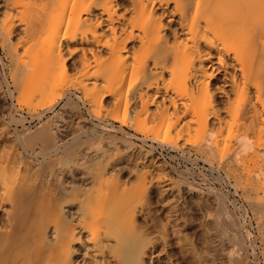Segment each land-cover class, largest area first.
<instances>
[{"label": "bare ground", "instance_id": "obj_1", "mask_svg": "<svg viewBox=\"0 0 264 264\" xmlns=\"http://www.w3.org/2000/svg\"><path fill=\"white\" fill-rule=\"evenodd\" d=\"M0 43L13 68V89L0 82V99L25 97L39 122L27 133L13 128L26 119L14 117L15 105L0 117V264H157L166 252L169 264L249 263L237 217L226 224L228 244L214 232L218 243L210 242L208 255L206 224L214 215L205 210L212 217L201 225L204 247H195L180 225L191 207L183 212V202L197 195L198 209L212 208L215 196L175 178L158 148L131 141L173 151L193 146L212 166L217 158L225 163L235 137L226 170L236 176L239 162H257L264 0H0ZM221 214L219 221L227 219ZM174 244L177 253L166 251Z\"/></svg>", "mask_w": 264, "mask_h": 264}, {"label": "rangeland", "instance_id": "obj_2", "mask_svg": "<svg viewBox=\"0 0 264 264\" xmlns=\"http://www.w3.org/2000/svg\"><path fill=\"white\" fill-rule=\"evenodd\" d=\"M1 44V43H0ZM5 48V47H4ZM10 57V55L8 54V52L6 51V49H3V47H2V45H0V82H1V85L3 86V89L5 90V91H7V90H9V89H6V86L8 85V87H10L11 85V76L9 77V74L10 73H12V62H10V61H12V60H8V59H11V58H9ZM9 64V65H8ZM4 65V66H3ZM11 65V66H10ZM10 67V68H9ZM2 69H3V71H2ZM10 69V70H9ZM9 71H11L10 73H9ZM4 75V76H3ZM7 77H6V76ZM2 76L4 77V78H2ZM5 77H6V79H5ZM3 79L5 80L4 82L5 83H7V84H5L4 82H3ZM6 81H8V82H6ZM6 85V86H5ZM7 87V88H8ZM10 88H12V87H10ZM13 89V88H12ZM18 92H16V94H17ZM19 94V93H18ZM18 96V95H17ZM6 97V98H5ZM3 99H0V117L2 116V118H3V116L4 115H7V113H8V111H9V109L10 108H12L11 106H13V105H15V108L16 107H18L17 109H15L14 107L12 108V109H10V110H13V113H14V117H16V118H18L19 119V117L21 118V116L22 117H26V119H24L23 118V120H22V118H21V120L22 121H24L23 123H24V125H26L27 126V128H28V131H24L23 129H22V127L21 126H23L22 124H21V122H20V124L18 123L17 125L16 124H13L12 125V127L14 128V127H16V128H18V131H22V132H30V131H33L32 129H35L34 127H35V125H37L39 122L37 121V120H33L28 114H27V107H25L26 106V104H22V101L24 100V99H26L25 97H21V98H18V97H16L17 99H12V98H9V95H6ZM5 99H6V101L7 102H5ZM20 99V100H19ZM18 100H19V102H18ZM22 100V101H21ZM78 100V99H77ZM258 100V99H257ZM256 100V102L257 103H259V104H256V107H258L259 106V109L261 108V106H260V102H261V104H262V101H263V103H264V100H262V101H260L259 100V102ZM13 102V103H12ZM16 102V103H15ZM82 101H79L78 102V104H79V106L81 107V109H84L85 110V108H84V105H82L83 103H81ZM5 103V104H4ZM10 103V104H9ZM1 105L3 106V107H1ZM6 105V106H5ZM9 105V106H8ZM82 105V106H81ZM258 105V106H257ZM264 105V104H263ZM263 108H264V106H262ZM3 108V109H2ZM72 108V107H71ZM263 108L262 109H260V111H261V114L263 115V113L264 112H262V110H263ZM258 109V108H257ZM23 110V111H22ZM83 110V111H84ZM68 111H71V109L70 110H68ZM259 111V112H260ZM258 112V111H257ZM258 112V115L260 114ZM260 114V115H261ZM21 115V116H20ZM261 118V117H260ZM262 118H263V120H264V117L262 116ZM30 119V120H29ZM25 120H28V121H25ZM90 123H92V120H90ZM116 127H118V124H114ZM29 127H30V129H29ZM37 127V126H36ZM21 128V129H20ZM238 128H240V124H239V127ZM20 129V130H19ZM233 129H236V128H233ZM130 129L128 128L127 129V131L129 132V133H132V134H134L135 132H134V130H130ZM237 130V129H236ZM100 131V130H99ZM229 131V130H228ZM227 130L225 131V132H228ZM235 131V130H234ZM234 131H230V133H232V132H234ZM224 132V133H225ZM236 133H237V131H235ZM224 133H223V135H224ZM229 134V133H228ZM228 134H226L225 136L227 137L228 136ZM264 134V133H263ZM262 134V135H263ZM232 136L234 135V134H231ZM259 135V134H258ZM257 135V136H258ZM262 135H259L258 137H262V138H259L260 140L261 139H264V135L262 136ZM118 136H122V135H118ZM221 137V136H220ZM223 137V136H222ZM221 137V140L224 138H222ZM226 137H225V139H226ZM231 138V137H230ZM234 138V139H233ZM232 138V140H233V142H232V140L230 139V143H231V148L233 147V144H234V140H235V137H233ZM257 138V137H256ZM258 139V140H259ZM229 139L227 138L226 139V142L228 141ZM257 139H255L254 140V144H255V141H256ZM258 140L256 141L257 143H258ZM259 140V141H260ZM131 141V140H130ZM224 143H225V141H224V139L222 140ZM131 142H133V145H135V147H138V145L140 146H142L143 147V149H145V150H150V151H156V149H157V154L159 155V157L161 158V160L163 161V163L168 167V169H170L171 171H172V174L174 175V177L175 178H177L181 183H183L184 185H188V186H194L195 187V193L197 192L198 193V191H199V194L200 193H202L201 191L203 190V192L204 191H206L207 193H206V195H208V191L210 192V194H209V197L211 196L212 198L215 196V198L217 197V199H215V198H211L212 200H215V202H216V204H212V208L211 207H209V206H207V204L205 205L206 206V208H205V206L204 207H201V208H203V209H201L200 207H199V209H198V207H196V204H197V202H195V200H197V195H194L193 196V198L194 197H196V198H194V199H191V198H188L186 201H184L183 202V205H182V207H184V208H182L183 209V212H185L186 211V208H187V210H188V208L190 207V205H191V207H190V209L188 210V212L186 211L185 212V218L187 217V219L189 220H187V219H185V221L184 222H181L180 223V225L181 226H183V225H185V226H183V229H182V231L184 232H186L187 233V231H188V235L189 236H191V237H189L190 239H192V242H196L195 243V247H197L198 249H200V248H203L204 246L206 247L207 245V247H208V252H209V250L212 248L213 250H214V248H215V246H214V244L213 243H215L216 241H214V240H216V238L213 240V238L214 237H212V235L213 236H215V235H218L219 234V236H220V238H222L223 239V241L224 242H226V244H228L227 243V241H229V238H230V236L233 234H231V233H227V232H232L231 231V229H230V231H229V227H226L227 225V223L229 224V225H231L232 223H233V221H234V219H236L235 217H237L238 219H236V221H237V223H235L236 225H237V227H236V229H238V230H235V232L237 233V236H236V239H237V237L238 238H242L243 237V239H241L240 238V240H239V242H238V244L239 245H241V249H242V247L244 248L242 251L244 252V251H246V252H248V253H246L247 254V261L249 262L248 264H264V258H262V257H264V229H263V227H264V214L261 212H257L256 210H258L259 208L260 209H263L262 211L264 212V205L262 206L261 204L264 202V192H262V190H259V187H260V185H261V183H260V181L261 180H263L264 179V175H263V167H264V165H263V167H262V165H261V163L263 162H261V161H259V160H262L261 158H260V156H261V154H264V141H260V145H262V146H260L259 145V143H258V145H256L254 148H255V150H254V154H255V152H256V154L255 155H258V158L254 155V154H251L252 156V158L253 157H256V159H257V162L259 163V165L261 166V168H263L262 169V171L260 172V166H259V168H258V166L257 167H255L254 165H252V166H248V162L250 161V159L248 160H246L245 162H244V168H246V169H244L243 167H242V165L243 164H241L242 162H239L238 163V166H237V172L238 173H236L235 175L236 176H234V175H232V173L230 172V171H227V170H229V169H227L226 170V168L225 167H228V164H230V161L232 160V149L230 148V146L228 147V149L229 150H231V152H229V150L228 151H226V153H225V155H226V157L224 156V160H225V163H224V161H220L219 160V158H217L216 160H218V162H219V164H218V162L215 160V162H214V164L211 166L208 162H206V160L204 161V159L206 158V156L205 155H203L200 151H198V149L196 148V150H195V147H193V146H190V147H187L184 151H173V150H171V149H169V148H165V149H161L160 147H158V145L157 144H155V148L152 146V142H149L148 144H149V146H148V144L146 145H144L138 138L136 139V138H133L132 139V141ZM228 142V143H229ZM135 143V144H134ZM151 143V144H150ZM227 143V144H228ZM228 145H230V144H228ZM21 146V147H20ZM39 146V143H38V145H37V143H36V145L33 147V146H31L32 147V149L33 148H37V147ZM260 146V147H259ZM19 151H23V153H26V152H32V150L30 151V147H27V149H25L24 147V149H25V151H24V149H22V145L21 144H19ZM153 148V150H152V148ZM22 149V150H21ZM263 149V150H262ZM161 150V151H160ZM186 150L188 151L187 153H185L186 152ZM261 150V151H260ZM10 151H11V149H10ZM195 151V152H194ZM160 152V153H159ZM181 152H184V153H181ZM191 152V153H190ZM227 152H228V156H227ZM259 152H260V154H259ZM197 153V154H196ZM200 153V154H199ZM173 157H172V156ZM264 155H262L261 157H263ZM176 157V158H175ZM205 157V158H204ZM185 158V159H184ZM199 158H204V159H199ZM251 158V159H252ZM260 158V159H259ZM230 161H229V160ZM188 160V161H187ZM167 161V162H166ZM197 161V162H196ZM255 161V163L256 164H258L257 162H256V160H254ZM253 161V162H254ZM252 160H251V163L249 162V165H251L252 163ZM228 163V164H227ZM201 165H202V167H201ZM222 165H224V166H222ZM241 165V166H240ZM249 167V169H251L250 167H255V168H257V169H254V171L252 172V169H251V171L250 170H248L247 168ZM188 167V168H187ZM205 167V168H204ZM243 168V171L245 170V172H243L242 171V168ZM207 168V169H206ZM224 168V169H223ZM238 168H239V170H238ZM188 169V170H187ZM259 169V170H258ZM201 170H202V174H204V175H202L201 174ZM218 171H219V173H218ZM251 172V174L250 173H248V172ZM184 172V173H183ZM226 172H228V173H226ZM242 172V173H241ZM257 172V173H256ZM258 172H260V173H258ZM177 173V174H176ZM241 173V174H240ZM243 173H245V174H243ZM253 173H254V175H253ZM249 175V176H248ZM252 175V176H251ZM256 175V176H255ZM258 175H261V176H258ZM183 176V177H182ZM228 176V177H227ZM236 177V178H234V177ZM238 176V177H237ZM240 176V177H239ZM243 178H242V177ZM248 178H247V177ZM250 176L253 178V176H255L252 180H253V183L249 180L250 179ZM245 177L248 179H246L245 180ZM257 177H258V179H257ZM259 177H261V178H263V179H261V178H259ZM192 179V180H191ZM235 179H236V182H235ZM244 179V180H243ZM256 179V181L257 180H260L259 182L257 181H255V183L257 184V185H255V183H254V180ZM230 180V181H229ZM237 180H239V184H238V181ZM241 181V182H240ZM245 181H248V182H245ZM264 181V180H263ZM234 183H236L235 185H233ZM244 183H245V185H244ZM259 183H260V185H259ZM250 184V185H249ZM232 185V186H231ZM239 185H241V186H239ZM262 185L264 186V183L262 182ZM191 186V187H192ZM263 186H262V188H263ZM211 187V188H210ZM239 187V188H238ZM241 187V188H240ZM251 187V188H250ZM256 190H255V189ZM194 189V188H193ZM198 189V190H197ZM201 189V190H200ZM260 189H261V187H260ZM214 190V191H213ZM250 190H252V191H250ZM222 191V192H221ZM264 191V190H263ZM233 192V193H232ZM194 193V194H195ZM196 193V194H197ZM258 193V194H257ZM203 194H205V192L203 193ZM213 194V195H212ZM215 194V195H214ZM227 196V197H226ZM251 196V197H250ZM245 198V199H244ZM263 198V199H262ZM189 199H191V200H189ZM221 199V200H220ZM223 199V200H222ZM259 199V200H258ZM142 201V200H141ZM140 201V202H141ZM225 203H224V202ZM263 201V202H262ZM140 202L138 201V202H136V205H140ZM185 202H187V203H185ZM189 202V203H188ZM193 202H195L194 204H193ZM232 202V203H231ZM235 202V203H234ZM138 203V204H137ZM184 203H185V205H184ZM192 203V204H191ZM221 203V204H220ZM255 203V204H254ZM257 203V204H256ZM186 204H188V206H186ZM219 204V205H218ZM224 204H226L230 209H229V211H231L230 213L232 214V216H229V215H231L230 213H229V211H226L225 209H227V207L224 209ZM259 204H260V206L262 207H260L259 206ZM264 204V203H263ZM193 205V206H192ZM208 205H211V204H208ZM222 205V206H221ZM252 205V206H251ZM253 205H255V207H256V205H257V207H256V210H254V211H256L257 212V214H258V216H260V214H263V215H261L260 217H258L254 212H253V209L255 208ZM215 208H214V207ZM250 206V207H249ZM258 206H259V208H258ZM156 207H160L159 205L158 206H156ZM207 207H208V209H207ZM216 207H219L218 209L216 208ZM222 207V208H221ZM252 207V208H251ZM196 208V209H195ZM258 208V209H257ZM200 210L199 211V213H198V210ZM220 209H222V210H220ZM259 209V210H260ZM204 210V211H203ZM205 210H209V212L211 213V215L213 216H209L210 215V213L209 212H205ZM215 210V211H214ZM228 210V209H227ZM258 210V211H259ZM190 211V212H189ZM197 211V212H196ZM205 212V215L207 214L210 218H208V216H205L204 215V213H201V212ZM214 211V212H213ZM251 211H252V213H251ZM213 212V213H212ZM220 212V213H219ZM229 213V215H227L228 213ZM192 213V214H191ZM197 213V214H196ZM218 213V214H217ZM222 213V214H221ZM223 213L224 214H226V216L225 217H227V219H224V220H221V221H219L220 220V218L221 217H218V216H220V214H221V216H223ZM161 214H162V217H161ZM161 214H159V216L158 217H156V218H158V219H160L159 217H161V220L162 219H164V220H166L165 218H163V216L165 215L166 216V214H163V213H161ZM253 214H254V216H253ZM188 215V216H187ZM190 215V216H189ZM164 216V217H165ZM234 216V217H233ZM255 216H257L258 218H260V220L261 221H258L259 219H256V217ZM192 218V220L190 219V218ZM203 219H202V218ZM211 217H212V219H214L213 220V222L210 220L211 219ZM217 217V218H216ZM231 217L232 218H234L233 220H230L231 219ZM198 218V219H197ZM199 218H201V219H199ZM208 220H207V219ZM222 218H224V217H222ZM230 218V219H229ZM144 218H142L141 219V217H140V221H144L143 220ZM196 219V220H195ZM205 219V220H204ZM254 219H256V220H254ZM163 220V221H164ZM206 220H207V222L208 223H210V227H209V224L206 222ZM218 221L219 223H217V224H213L214 222H216V221ZM225 220H226V222H225ZM196 221V222H195ZM225 223H224V222ZM232 221V222H231ZM236 221H234V222H236ZM165 222V221H164ZM204 222H206L207 224L206 225H208V227H207V232L209 233H207L208 235H209V238H210V236H211V239H210V241H208L209 240V238H208V242L210 243L211 241L213 242V243H210V244H208V242H206L207 244L205 245L204 244V246L202 247V243H203V237H202V239H200V236H202L203 235V233L205 232V231H203L202 230V224ZM258 222H261L260 224H261V226H260V224L258 223ZM187 223V224H186ZM198 223H199V225H198ZM222 223H224L225 224V227L226 228H228V229H226L225 227L224 228H222V226L224 225V224H221ZM243 226H242V225ZM259 224V225H258ZM263 224V225H262ZM187 225H189V226H187ZM211 225H215L217 228L216 229H214V227L213 226H211ZM219 225H221V226H219ZM235 225V226H236ZM187 226V227H186ZM201 226V227H200ZM218 227H219V229H220V231H219V229H218ZM239 227H240V229H239ZM259 227V228H258ZM261 227V228H260ZM182 228V227H181ZM180 228V229H181ZM199 228H201V229H199ZM257 228H258V230H257ZM208 229H211V231H209ZM224 229H226V230H224ZM260 229V230H259ZM187 230V231H186ZM212 230H213V232H212ZM215 230V231H214ZM228 230V231H227ZM240 230V231H239ZM261 230H262V232H261ZM196 231V232H195ZM200 231V232H199ZM227 231V232H226ZM184 232V233H185ZM214 232H215V235H214ZM218 232V233H217ZM240 232V235H238V233ZM185 233V234H186ZM190 233V234H189ZM192 233V234H191ZM198 233H200V234H198ZM221 233V234H220ZM246 233H247V235H246ZM229 234H231L230 236H227V235H229ZM235 234V233H234ZM251 234V235H250ZM261 234H263V235H261ZM261 236H263V237H261ZM198 237H199V239H198ZM263 240H262V239ZM173 239V238H172ZM175 239V238H174ZM235 239V244H237V241L238 240H236ZM194 240V241H193ZM226 240V241H225ZM176 241V239L174 240V242ZM200 241H202V242H200ZM245 241V244L242 246V243L241 242H244ZM250 241V242H249ZM260 241H261V243H260ZM263 241V242H262ZM234 242H232L231 243V245H232V247H234V251H235V248H236V254H238L239 252H241L240 250L241 249H239L240 247H235L236 245L234 244ZM171 243H173V241L171 242ZM202 245H201V244ZM216 243H218V242H216ZM250 243V244H249ZM162 244V243H161ZM161 244H159V247L161 248L162 246H161ZM233 244H234V246H233ZM261 244V245H260ZM163 246H164V243L162 244ZM200 247H198V246ZM213 245V247H211ZM217 245V244H216ZM247 246V248H245L246 246ZM249 245V246H248ZM252 245V246H251ZM238 246V245H237ZM255 246V247H254ZM257 246V247H256ZM175 247V244H174V246L172 247V246H169V248L170 249H168V248H166L167 250L166 251H168L169 252V250L171 251V248H172V251L171 252H174V253H177V251H178V249H176L177 247H175V249L173 250V248ZM209 247H211V248H209ZM159 248V249H160ZM164 247H162V249H163ZM161 249V250H162ZM165 249V248H164ZM249 249V250H248ZM176 250V251H175ZM213 250H212V253H213ZM248 250V251H247ZM254 250V251H253ZM165 251V250H164ZM252 251V252H251ZM211 252V251H210ZM210 252L208 253V255L210 254ZM242 252V253H243ZM255 252H256V254H255ZM261 252V253H260ZM167 253V252H166ZM166 253H164L163 255L165 256V258H164V256H163V258H164V261H163V258H162V260H160L159 262L160 263H162V264H165L166 263V261H165V259H166ZM168 254V253H167ZM254 254V255H253ZM248 255H249V257H248ZM263 255V256H262ZM161 256V257H162ZM211 256L212 255H210V258H211ZM161 257H160V259H161ZM252 260V261H251ZM162 261V262H161ZM165 262V263H164ZM160 263H157V264H160ZM166 264H169L168 262L166 263ZM214 264V263H213ZM230 264H234V263H230ZM236 264V263H235Z\"/></svg>", "mask_w": 264, "mask_h": 264}]
</instances>
